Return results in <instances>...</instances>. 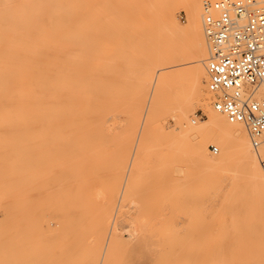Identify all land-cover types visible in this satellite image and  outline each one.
<instances>
[{"label":"rangeland","instance_id":"obj_1","mask_svg":"<svg viewBox=\"0 0 264 264\" xmlns=\"http://www.w3.org/2000/svg\"><path fill=\"white\" fill-rule=\"evenodd\" d=\"M136 1L0 0V264H99L98 238L114 212L122 239L104 264H264V190L242 160L233 154L218 166L208 158L219 144L208 142L209 156H200L164 136L192 92L186 74L125 182L148 128L135 119L149 92L146 72L164 52L165 6L180 25L188 21L178 0ZM206 103L213 109L209 93ZM208 114L196 106L189 119L201 124Z\"/></svg>","mask_w":264,"mask_h":264},{"label":"bare ground","instance_id":"obj_2","mask_svg":"<svg viewBox=\"0 0 264 264\" xmlns=\"http://www.w3.org/2000/svg\"><path fill=\"white\" fill-rule=\"evenodd\" d=\"M178 1L181 2L185 6V9H186L187 15H188V21L185 25H180L178 23V21L176 20L175 11L173 10L172 4L170 5V7L165 6V8L163 10V11H165V25L162 28L163 32H161L162 31L161 26L163 24L160 25L157 21V23L160 26L159 29H161L158 31L157 35L160 33L161 35L159 34L158 36L162 37V33H164V37H165L164 46L162 44H159L160 47L162 46L164 48V52L160 56L161 62L159 64H158V62H156L155 64L152 62L154 65H156V68L154 70L149 69L146 72V76L144 78L145 83L148 84L147 86L149 88V92L146 96L145 102H143L144 105H143L142 111H140L138 116H136L135 126L137 128V126L141 125V123L143 121L145 124L144 126L148 125V128H146L144 130L142 140L136 141L137 142L135 145L136 151L134 150L133 154H131L130 162H129V165L127 168V171H128L127 177H126L127 179L125 180V182L128 181V175L131 174V171L137 170V167L140 164V161L142 159V150L144 149L145 140L148 139L149 134L151 133V130H152V128H149V126L153 122H155L160 111H162L164 109L166 111L173 110V107L170 106L171 105L170 94H171V92H175L176 88L178 87L179 80L186 74L190 78V86L192 88V92L190 91L189 94L185 93L182 96L181 101L179 100L180 103H179V105L175 111L174 116H173V118L175 120V127L173 129H171V131L168 134H164L165 138H170V137L175 138L176 137V138L186 140L188 143H190V146L193 149V152L200 155V156H203V155L207 156L208 155V152H207V143L208 142L219 144L221 146V153L216 157L208 158V160H210L211 162H213L214 164H216L218 166H223V165H225L226 162L228 163V159L231 155H233V154L237 155L240 158V160H242V162H243V166H244L246 174H248L250 176V178L252 179V181H254V182H252V184L254 183L256 187L258 186L264 190V146H260L257 148L254 147V145L251 144L252 141H250L251 138H249L250 135H249V132H247L248 129L244 123H240V122L232 123V122H230L227 119V117L224 114H222L221 112L217 111L213 107L212 104L211 105H212L213 109L210 108L206 103V95H207V93H209L211 95V93L208 89V72H207V64H208V60L210 58V46H209V42H208V38H207V35L205 32V26H204V4L207 1L208 2H215L217 0H212V1H209V0H178ZM146 2L147 1H145V3ZM259 2H260V6L264 8V0H259ZM137 4H139L138 0L136 1V5ZM147 4L148 3H146L144 5H147ZM141 5L143 6L141 11L145 8L146 10H144V11H146V13H147V9L149 11V7L144 6L143 2ZM150 13H151V11H149L147 13V15H150ZM64 15H66V14H63V16ZM60 16H62V14H60ZM56 17H57V15H56ZM56 17H54V18L56 19ZM65 17H67V16H65ZM64 18L62 17V20H64ZM149 18H150L149 20H151V15ZM76 19L77 18L75 17V20L74 19L73 20L76 21V23H77L78 19L77 20ZM52 20H53V18H52ZM70 20L73 21L72 19H70ZM80 20H82V19H80ZM66 21H69V19L64 20V22H66ZM152 21H153V17H152ZM82 22L83 21H81L79 23L81 24ZM84 24H86V22H84ZM156 24H155V26H156ZM158 24L156 27H158ZM84 26H86V25H84ZM84 26H83V28H84ZM85 28H87V26ZM127 29H128V27H127ZM132 30H134V29H132ZM151 30H153V29L151 28ZM127 31H129V30H127ZM154 32L156 33V31H154ZM124 35H125V33H124ZM129 37L130 36H128V38ZM148 38H149V36L146 38V40H148ZM72 39H73V37H72ZM185 39H188L187 42L190 40V43L188 45H186V43L183 42V40H185ZM135 41L138 42L137 40H135ZM150 42H151V40H150ZM158 43L159 42H157V44ZM64 44H66V43H64ZM52 45H54V43ZM117 45H119V44H117ZM122 47H123V45H122ZM52 48H53V46H52ZM75 48H73V49H75ZM81 48H82V46H81ZM129 48L130 47H128L127 49H129ZM163 48H161V49H163ZM127 49H126V51H127ZM156 49L157 48L155 47L154 51H156ZM64 50H67V49H64ZM75 50H77V49H75ZM134 50H133V52H134ZM50 52H49V54H50ZM153 52H151V53H153ZM51 53H53V50ZM71 53H73V52L71 51ZM79 53H81V51ZM53 54H56V52ZM54 57L52 59H54ZM71 57H72V55H71ZM49 58H50V56H49ZM79 58H81V57H79ZM156 58H154V59H156ZM151 59L154 61L153 58H151ZM54 61H56V60H54ZM73 61H74V59H73ZM186 64H190V67L187 69H182V70H176L175 69V70H172L170 72H166L168 69H171L174 67H179V66L186 65ZM148 65H150V64L148 63ZM145 66H147V65H145ZM52 69H53V67L49 70H52ZM58 71H60V70H58ZM65 72H67V70ZM81 72H82V70H81ZM55 74H57V73H55ZM73 74L76 76L75 73H73ZM204 79H206V80L204 81ZM205 82H207V83H205ZM47 83H48V81H47ZM64 94H66V92L63 93L62 95H64ZM80 95H82V94H80ZM64 96H63V98H64ZM73 97L76 98L75 96H72V98ZM92 99H95V98L91 97V100ZM109 99H111V98H109ZM47 100H49V99H47ZM64 100H62V101H64ZM100 100H102V99H100ZM104 100H105V98H104ZM53 101H55V100H53ZM74 101H75V99L73 100V102ZM83 101H84V99H83ZM102 105H103V103H102ZM196 106L205 107L206 110L209 112V114H208V118L204 122H202L201 124L193 125L191 123V120L189 119V114L194 110V108ZM120 109H122V111H123V108H120ZM122 111L120 113H122ZM110 115H112V114H110ZM197 116H198V114H196V117ZM77 117L78 116H76V118ZM79 117H80V115H79ZM84 117H86V116H83V118ZM62 118H64V117H62ZM80 118H78V119H80ZM95 118H98V117H95ZM99 118H101V117H99ZM58 119H56V121ZM41 122H42V120H41ZM52 122H53V120H52ZM96 126H97V124H96ZM156 126H158L159 133H163L162 126H160L158 124ZM132 128L133 127H131V129ZM139 128H140V126H139ZM137 139H139V138H137ZM54 148H52V149H54ZM218 151H219V148H218ZM205 161H207V160H205ZM207 162H209V161H207ZM124 171H125V169H124ZM118 172L119 171H117V173ZM131 175H133V174H131ZM123 189H124V186H123ZM136 203L137 202H135V205H136ZM136 206H138V205H136ZM25 208H27V207H25ZM118 208H119V206H118ZM102 217L104 218V215ZM117 217H118L117 214L114 212V213H111L108 216V218H106V224H107L108 230H106L107 231L106 235L104 233V235L102 237L100 235L98 238L99 243L102 245L104 244L102 246L103 255H101L100 259H98L99 264H100V262H101V264H104V260H105V257L107 256V253L110 257L111 252L117 246V244L118 245L120 244V239H122L120 234H119L120 229L116 225L118 223ZM103 228H104V223L102 222L101 223V229H103ZM96 229H97V227H96ZM97 232H99V231H97ZM135 233H136V231H135ZM95 252H97V251H95ZM97 256L99 258V253H98V255H97V253H95V259L96 260H97Z\"/></svg>","mask_w":264,"mask_h":264},{"label":"built area","instance_id":"obj_3","mask_svg":"<svg viewBox=\"0 0 264 264\" xmlns=\"http://www.w3.org/2000/svg\"><path fill=\"white\" fill-rule=\"evenodd\" d=\"M204 26L213 107L244 123L254 147L264 146V8L259 0L207 1Z\"/></svg>","mask_w":264,"mask_h":264}]
</instances>
